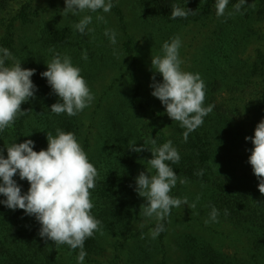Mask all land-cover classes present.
<instances>
[{"label": "trees", "instance_id": "1", "mask_svg": "<svg viewBox=\"0 0 264 264\" xmlns=\"http://www.w3.org/2000/svg\"><path fill=\"white\" fill-rule=\"evenodd\" d=\"M31 1L37 0L19 1L14 10V0H0V46L8 48L12 56L21 61L23 68L36 69L31 79L38 87L35 97L21 105L26 112L0 133V150L5 157L7 146L15 141L20 143L31 139L35 142L34 150L46 149L47 133L55 135L57 128L74 133L78 141L83 136L79 113L68 116L50 112V106L57 102L58 97L46 78L40 76L48 61L30 55L25 39L20 38V31L29 29L39 15ZM134 1L143 11L142 19L147 24L151 21L145 34L148 40L158 37L164 43L174 37L175 32L178 34L179 30L192 28L203 33L196 49L197 58L188 61L191 68L195 66L193 73L198 72L205 82L204 106L214 107L204 117L203 124L189 134L187 142L182 136L185 129L178 121H172L165 131L160 129L165 117L158 108L160 100L151 95L149 85L154 74L157 81L162 80V76L151 68V55L162 54V47H155L154 51L149 49V53L145 50L143 54L135 45L134 37L126 33L122 9L113 2L119 29L126 35L118 53H115L121 63L119 58L109 55L103 48L108 58L100 52L106 60L102 59L104 64L98 61L95 65L98 71L111 68L118 73L114 74L104 95L110 102V108L105 110L108 116L106 128L96 136L97 143L100 142L104 150L96 156L90 155V149L85 151L88 158H93L89 161L98 173L95 188L90 190V199L94 205L91 214L101 223L99 230L84 241L87 253L84 264H96L100 258L105 259V264H170L172 256L167 242L170 215L159 222L164 224V231L151 244L142 246L140 241H135L136 251L131 258L123 255L121 245H110L111 242L105 240L128 231L130 222L135 219H147L143 214L141 196L134 191L135 178L144 172V164L148 165L147 160L152 158L151 150L168 140L173 142L181 157L179 163L170 164L177 176L207 187L210 193L203 198L204 207L211 212L215 206L220 216L241 229L248 246L242 259L224 255L202 233L193 235L186 231L190 225L182 227V221L173 222L178 226L173 229L175 235L171 240L177 253L174 263L264 264V194L258 190L257 177L248 163L253 145L251 141H245L251 133L249 124L252 127L264 118V0H247L240 12H235L233 7L239 0H229L221 17L216 16L214 0ZM173 4L192 12L186 18L172 19ZM31 13L33 18H30ZM43 30L42 45L59 52L60 48L65 51L72 47L70 27ZM250 46L253 49L247 53ZM109 49L114 53L113 48ZM11 63L12 60H6V65ZM83 65L91 67L84 61ZM92 65L93 68L94 63ZM99 100L102 101L101 98ZM145 118L148 120L144 121ZM89 142L88 138H82L83 149L90 147ZM131 144L144 145L145 148L137 153L129 148ZM236 149L238 153L245 149L246 154L241 156L237 153L234 158H229ZM216 162L218 168L220 165L229 167L230 171L235 168L236 175L228 176V170L219 174L214 169ZM113 171L118 174H113ZM201 171L203 174H198ZM150 174H155V170L152 169ZM14 179L26 192L28 182L20 181L18 176ZM39 228L35 218L24 215L23 210L13 211L0 205V264H77L79 248L46 241L39 236ZM129 237H138V234H130ZM149 246L150 250L147 249ZM108 247H112V257L108 256Z\"/></svg>", "mask_w": 264, "mask_h": 264}, {"label": "clouds", "instance_id": "2", "mask_svg": "<svg viewBox=\"0 0 264 264\" xmlns=\"http://www.w3.org/2000/svg\"><path fill=\"white\" fill-rule=\"evenodd\" d=\"M246 3L247 0H239L233 6L235 12H240ZM64 4L63 13L66 16H80L85 11L102 10L108 13L114 6L113 0H64ZM228 4L229 0H214L217 17L224 16ZM191 12L186 7L173 4L171 18H186ZM96 19L104 20V17L98 15ZM91 23L92 16L83 15L73 27L84 36L91 31L88 27ZM104 35L112 45L117 44L114 29L106 28ZM181 46V38L177 35L162 44V54L151 55V68L162 76V80L157 81L154 74L149 87L151 95L160 100L168 117L178 121L185 129L182 136L187 142L189 134L203 124L204 117L214 106H204L206 85L201 75L182 69ZM82 59H88L86 52L82 54ZM6 60H12L11 65H6ZM46 65L40 76L46 78L58 97L57 102L50 106V112L75 116L93 102L94 95L81 75L80 67L73 64L70 56L53 51L52 59ZM35 73L36 69L23 68L21 61L16 60L8 48L0 46V133L26 112L21 109L22 103L35 97L38 87L31 79ZM245 141H251L253 145L248 163L257 177L258 190L264 194V118L257 123L254 135L246 136ZM152 143L155 144V140ZM34 148L35 142L27 139L7 146L6 157L0 150V197H3L0 205L13 211L23 210L24 215L34 217L40 225L39 236L46 241L79 248L77 264H84L87 255L84 241L99 230L101 223L91 214L94 205L90 190L95 188L97 169L72 132L57 128L55 135L47 133L46 149L36 151ZM129 148L139 153L145 147L131 144ZM151 153L152 158L147 163L155 174L140 172L135 178L134 191L146 200L144 216L158 221L156 227L150 230L152 239H155L164 231V224L159 221L170 215L173 208L187 205L188 201L170 195L178 180L186 182L170 166L181 159L173 142L168 140L152 149ZM16 176L20 181L28 182L26 192L14 179ZM218 216L219 211L213 206L205 224L217 222Z\"/></svg>", "mask_w": 264, "mask_h": 264}, {"label": "rangeland", "instance_id": "3", "mask_svg": "<svg viewBox=\"0 0 264 264\" xmlns=\"http://www.w3.org/2000/svg\"><path fill=\"white\" fill-rule=\"evenodd\" d=\"M19 1H27V0H14L12 3V8L16 7ZM33 2V1H31ZM113 2L122 9L123 12V20L127 24V31L126 33L130 34L134 37V43L136 46L140 48L143 54L146 52L149 53L150 51H154L155 47L161 49V45L163 42L158 40L157 38L154 39H146L145 34L149 30V24H147L143 20V11L137 8L135 5L134 0H113ZM34 8L37 10L39 14L34 19V24L27 30L20 31V38L25 39L27 43V48L29 49L30 55H34L35 58L38 60H47L48 62L52 59L53 51L58 52L62 55H68L71 57L72 62L74 65L80 67L81 75L86 80L91 93L94 95L93 102L86 107L83 111L79 112V120L80 122V129L83 133V136L78 139L80 144L82 143V138L86 137L90 140L88 148H85L84 151H88L90 149V155L96 156L100 154L104 148H102L100 142L97 143L96 136L98 132H104L106 128V122L108 116L106 117V111L108 110V104L110 102L106 99L105 93L109 89L111 84L112 78L114 74L118 73V70L107 68L104 71H98L95 68L96 62L103 63V56L101 57L100 52H103V48L107 49V53L109 55H114L116 58H119L116 54L120 49L122 39L124 35H126L121 29H119L117 19L118 16L113 11V7L110 12L104 13L102 10L98 12H88L85 11L81 13L80 16H72L71 14L65 15L63 13V9L65 7L64 0H37L32 3ZM14 9V8H13ZM15 10V9H14ZM31 13L30 18H33L34 15ZM83 15H91L92 16V23L88 26L91 31L87 33V35L81 36L75 28L73 27L75 22ZM98 15H102L104 20H97L96 17ZM147 24V25H144ZM50 27H57L59 29H65L66 27H70L71 30V42L72 47L63 51L60 48L61 52L56 51L53 47L48 45H42V34L43 29L50 28ZM98 27V29H97ZM106 28L114 29L117 32V44L112 45L108 39L104 35V31ZM100 29V30H99ZM175 32V36H179L182 41V46L180 48V58L182 60L181 67L184 71H189L191 68V63L193 59H196L197 53L196 49L201 42V35L202 32H198L196 28L188 29L187 31H178ZM77 42L79 47L77 46ZM109 48H113L115 53L111 51ZM253 46H250L247 53L251 52ZM53 50V51H50ZM194 51V52H193ZM77 54H76V53ZM86 52L88 59H82V54ZM107 53L103 52V55L108 58ZM142 54V55H143ZM103 59V60H102ZM124 60V59H123ZM190 60V61H188ZM83 61L91 67H85L83 65ZM118 62L121 63V59H118ZM91 63V64H90ZM92 63H94V67L92 68ZM195 67V66H194ZM191 68V72L194 71L195 68ZM98 98L101 100L98 101ZM158 108L162 111L163 116L165 117L164 123L160 126V129L165 131L167 129V125L172 123V119L168 117L166 114L164 106L158 101ZM144 121L148 119H143ZM251 124H254L251 122ZM249 126H251L249 124ZM248 126V131H250V136L254 135V129L256 125H252V127ZM253 130V131H252ZM238 153V149L235 150L234 154H231L229 158H234ZM239 155H245V149L239 150ZM89 160L93 158H88ZM215 161V160H213ZM93 164V163H92ZM94 165V164H93ZM218 162H216L214 169L219 174L228 173V176L236 175V169L234 168L232 171L229 170V167H222L218 168ZM227 166V165H226ZM150 173L152 171L151 167L147 164H144V172ZM113 174L117 175L115 171ZM209 189L204 186H200L191 182L186 181L185 183H180L179 180L175 186L174 192L172 196L178 197L181 199L186 198L188 201L187 205H181L179 208H173L170 214V223L171 228L168 230L169 234L167 237V242L169 245L168 251L169 255L172 256V261L170 264L175 262V255H177L174 245H172L171 240L174 237V228L178 227L177 225H173V222H181L182 227L190 225V229L186 230L189 231L191 234L195 233H202L204 238H206L212 246L220 251L222 254H228L230 256H235L236 258L242 259L245 257L246 250L248 249L247 246V237L242 233L241 229L235 227L229 220L224 219L222 216H218L217 222H210L205 224V220H208L210 211L206 206L204 207L203 198H206L209 194ZM141 205L146 203L145 198L140 197ZM209 212V213H208ZM144 219H135L134 221L130 222V227L127 228L128 231L123 232L120 234L112 235L111 237L106 238L105 240L111 242L110 245L116 244L121 245L123 247V252L126 258L133 257V252L136 251V242L140 241L142 246H147L149 243L151 244L153 240L150 235V230L154 229L158 221L153 218H148L145 221ZM188 220V221H186ZM160 222V221H159ZM173 225V226H172ZM179 227H181L179 225ZM123 231V230H122ZM130 234H138V237H129ZM112 247L107 248L108 256L112 257ZM150 250V246L147 248ZM130 253L129 255H127ZM130 262V261H129ZM96 264H105V259L100 258ZM177 264V263H174Z\"/></svg>", "mask_w": 264, "mask_h": 264}]
</instances>
